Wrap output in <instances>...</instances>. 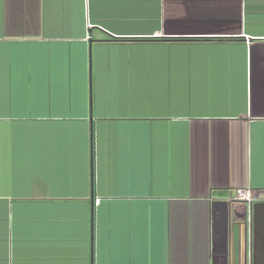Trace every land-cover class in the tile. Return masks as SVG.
<instances>
[{"label": "crops", "instance_id": "0c3cea01", "mask_svg": "<svg viewBox=\"0 0 264 264\" xmlns=\"http://www.w3.org/2000/svg\"><path fill=\"white\" fill-rule=\"evenodd\" d=\"M0 264H264V0H0Z\"/></svg>", "mask_w": 264, "mask_h": 264}, {"label": "water", "instance_id": "95a60500", "mask_svg": "<svg viewBox=\"0 0 264 264\" xmlns=\"http://www.w3.org/2000/svg\"><path fill=\"white\" fill-rule=\"evenodd\" d=\"M227 204V203H226ZM229 205H226L225 207V213H224V219L225 221H229V224L231 223L232 229L234 228V226H237V229L242 228V230L244 232H246V229L250 228L249 224H253V221L251 223V208L249 205L243 204V206L241 207L242 211L241 212H234L232 211V207L230 206V208L228 207ZM249 223V224H248ZM252 226V225H251Z\"/></svg>", "mask_w": 264, "mask_h": 264}, {"label": "built area", "instance_id": "2783aa9c", "mask_svg": "<svg viewBox=\"0 0 264 264\" xmlns=\"http://www.w3.org/2000/svg\"><path fill=\"white\" fill-rule=\"evenodd\" d=\"M233 200L250 205L253 201L260 200L251 187L239 188L234 191Z\"/></svg>", "mask_w": 264, "mask_h": 264}, {"label": "rangeland", "instance_id": "374dc122", "mask_svg": "<svg viewBox=\"0 0 264 264\" xmlns=\"http://www.w3.org/2000/svg\"><path fill=\"white\" fill-rule=\"evenodd\" d=\"M125 88V87H124ZM125 89H133L132 87L131 88H125Z\"/></svg>", "mask_w": 264, "mask_h": 264}]
</instances>
